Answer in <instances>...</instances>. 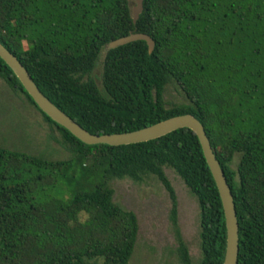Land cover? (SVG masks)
Listing matches in <instances>:
<instances>
[{
  "label": "trees",
  "instance_id": "trees-1",
  "mask_svg": "<svg viewBox=\"0 0 264 264\" xmlns=\"http://www.w3.org/2000/svg\"><path fill=\"white\" fill-rule=\"evenodd\" d=\"M130 33L148 35L153 52L144 41L108 48ZM0 43L91 134L132 132L181 115L200 121L233 196L237 264H264V0H143L135 24L129 0H0ZM103 49L101 91L90 74ZM0 79L58 130L71 154L48 160L0 147V264H128L137 217L113 201L108 181L140 184L149 176L171 200L177 259L192 264L164 168L197 200L198 264L223 263L222 205L191 130L117 147L85 145L36 107L1 59ZM169 83L187 104L165 107Z\"/></svg>",
  "mask_w": 264,
  "mask_h": 264
},
{
  "label": "rangeland",
  "instance_id": "rangeland-1",
  "mask_svg": "<svg viewBox=\"0 0 264 264\" xmlns=\"http://www.w3.org/2000/svg\"><path fill=\"white\" fill-rule=\"evenodd\" d=\"M130 8L134 0H129ZM99 55L90 78L102 91V68L105 55ZM163 101L166 108L187 104L184 94L173 83L165 86ZM0 147L26 152L48 160H65L71 154L60 143L58 130L48 124L41 113L32 106L23 94L13 92L0 79ZM239 155L235 154L230 164L236 170ZM164 173L173 187L177 202V222L187 246L192 264L200 259L199 209L195 196L183 181L169 168ZM113 189V201L132 211L138 222V234L133 255L128 264H180L176 256V241L171 230V200L161 183L147 177L136 184L129 179L108 181ZM69 198L71 193H53ZM90 264H102L101 261Z\"/></svg>",
  "mask_w": 264,
  "mask_h": 264
},
{
  "label": "water",
  "instance_id": "water-1",
  "mask_svg": "<svg viewBox=\"0 0 264 264\" xmlns=\"http://www.w3.org/2000/svg\"><path fill=\"white\" fill-rule=\"evenodd\" d=\"M142 10L143 0H134V6L131 8L133 24L138 20ZM136 41H144L148 47L149 54L153 52L154 41L148 35L142 33H130L125 37L116 39L108 45V48L115 49ZM0 59L10 68L36 107L57 126L67 130L73 137L85 145L117 147L152 141L179 129L185 128L191 130L196 135L201 146L204 159L214 180L222 205L226 231L225 252L222 264H237L238 223L233 196L200 121L192 115H181L132 132L102 135L91 134L80 127L40 92L25 67L1 43Z\"/></svg>",
  "mask_w": 264,
  "mask_h": 264
}]
</instances>
